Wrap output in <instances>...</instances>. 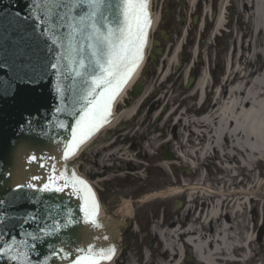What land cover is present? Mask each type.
Returning <instances> with one entry per match:
<instances>
[{"label": "water", "instance_id": "1", "mask_svg": "<svg viewBox=\"0 0 264 264\" xmlns=\"http://www.w3.org/2000/svg\"><path fill=\"white\" fill-rule=\"evenodd\" d=\"M65 2L73 8L62 9V15L67 12L75 17L77 11H90L86 4L76 9L77 0ZM110 2L113 7L105 14L113 20L118 17L119 0ZM49 8L46 0H0V199L4 201L0 206V264H20L25 254L24 264H69L76 255L86 254L78 251V245L83 249L86 244V224L76 196H68L67 189L45 192L11 184L21 167L18 153L26 156L64 145L82 114L85 85L82 77L70 71L78 65L61 58L70 45L79 47V37L72 39V29L67 26L78 24L79 19L55 21ZM57 23L65 26L57 29ZM72 58L80 59L74 53ZM139 92L136 85L129 93ZM96 242L98 250L107 244L100 236ZM13 256L19 259L14 261Z\"/></svg>", "mask_w": 264, "mask_h": 264}, {"label": "bare ground", "instance_id": "2", "mask_svg": "<svg viewBox=\"0 0 264 264\" xmlns=\"http://www.w3.org/2000/svg\"><path fill=\"white\" fill-rule=\"evenodd\" d=\"M194 2L196 0H193L192 8ZM240 2L242 6L239 13H237L238 17L240 21L244 16L252 17V28L243 29V31H241L242 29L237 30V28L235 30L231 29V25L233 27L236 22L232 23L231 14L225 10L228 2H221L219 15L215 23V31L219 32L221 29L222 40L228 34L232 39L230 38V48H221L223 66L221 68V79L216 82L217 89L213 93L211 101L210 96H208L204 105L199 109H196V102L192 103L193 100L198 102L203 95L207 94L210 82L207 77L208 73L204 70L194 85L195 91L185 96L181 101V104L186 106V110L176 115L172 119V123L177 127L179 125L183 126V129L187 131V141L190 144L185 153L180 151L179 155L174 154L177 159L182 156L186 163L194 169L196 166L201 165L199 163L200 159L205 162L218 158V162L225 166L226 171L243 172L248 169L249 172L246 174L248 181L251 182L252 174L250 171L253 170L255 163H261L260 159L264 158V0H240ZM157 25L158 22L156 27ZM225 28L229 29L227 35L223 33ZM151 47L153 49L154 44ZM177 51V46H175L172 53L168 50V53H165L166 57L161 59V67L158 68L156 76L157 78L160 77L161 85L173 75L172 69L177 64L175 57ZM145 64L147 65V62ZM179 64L177 70L182 62L180 61ZM208 69L210 70L209 62ZM183 72L186 71L183 70ZM140 75L136 69L130 82H125V84L127 83L126 87H130L131 84L139 80ZM163 97L164 95L160 96L155 105L164 102L166 99L163 100ZM141 99L138 98L131 108L121 111L117 120L124 118L130 122L133 121L135 110L140 105ZM171 100L174 99L171 98ZM169 112V116L175 115L177 109ZM152 114L160 117L162 112ZM178 135L181 136L175 132L172 137L177 139ZM114 143L111 142L104 146L106 148L111 147ZM164 143L168 144L169 140L167 139ZM175 144L177 150L183 149V145L179 141L176 140ZM119 150L123 151L119 155L123 160H134L132 155L126 151L127 149L124 150L122 146L120 149L113 150L108 154V161L115 162ZM143 155L152 159L154 152L148 151L145 146ZM174 163L165 160L154 163V166L166 175L163 183L169 186L173 185V182L167 176L169 175L167 165ZM175 176L177 181V174ZM144 178L147 179V177ZM233 178L235 176L230 177L228 181L232 182ZM199 179L204 180L202 174L199 175ZM158 187L145 185L141 191L140 201L146 204L167 197H178L180 195L181 198L187 195L189 207L182 216L177 218V224L175 221H165L159 227L155 226L157 235L163 244V249L157 253V264H178L177 260L181 258L180 254L182 249H186L188 246L187 243L193 245L196 256L207 264L221 262L223 257L231 258L239 252L243 253L241 256L244 260H252L253 252H255L254 243L256 242L252 240V235L247 234L243 240H239L231 233L233 230L232 221L230 220V223L226 222L222 216L229 215L230 219H238V223L239 221L245 223L243 209L246 204L250 206L251 199L248 195L256 194L255 191L250 188L239 193L235 190H223L215 193V198H212L207 196L208 193L213 194L212 191L200 186L187 188L188 192L180 187H169L164 191H159L160 188ZM197 191H200L202 195L196 194ZM230 194L233 197L225 200L227 198L224 196ZM224 201L233 202V204L231 203L232 205L229 206V204H223ZM130 204L132 202L127 201L125 208ZM199 207L201 208L200 216L202 214L203 219L201 227H196L193 223L199 218L191 222H187V220L190 221L194 210ZM130 211V208H128L126 214H130ZM153 231L155 233V230ZM262 248H264V245Z\"/></svg>", "mask_w": 264, "mask_h": 264}, {"label": "rangeland", "instance_id": "3", "mask_svg": "<svg viewBox=\"0 0 264 264\" xmlns=\"http://www.w3.org/2000/svg\"><path fill=\"white\" fill-rule=\"evenodd\" d=\"M222 1H231L233 3V8H231V17L233 19V22L235 25L231 29L237 30L243 29L245 30L246 27L244 26L243 19L240 21V18L238 17L239 11L241 10V2L240 0H221ZM230 3V2H229ZM230 3V6L232 5ZM178 10V7H177ZM239 25H238V24ZM193 31L196 34L197 38V28L194 26ZM195 37L192 35L190 36L191 41H194ZM228 40L230 41V36L228 34ZM225 38V37H224ZM232 39V38H231ZM224 40L219 39L215 43V45H212L208 49V55L211 58L212 63H214V56L213 52L216 50V48H220L219 52L217 53V57L219 61L221 62V48L225 49L223 46ZM231 43V42H230ZM216 46V47H215ZM205 46L202 48L203 54L205 53ZM185 53L187 54V60L183 59L185 61L183 66L177 71V66H175L172 69L173 75L169 78V81L166 83L165 87H160L161 85L158 83L159 81L155 78L157 71L156 67L152 65V60L144 67L143 76L145 77V80L147 81L148 91L152 94L149 95L148 100L142 104H140L139 112L135 115V119L133 124L128 123L125 121V119H121L122 122L120 124H126V127H124L121 130H117L115 128H112L111 131L120 132L119 135H117L118 145L116 146V150L120 149L122 146L124 147V150L132 155L133 161L129 160H123L120 155L122 150H119L117 159L115 162L108 161V153L103 156V158L98 159L99 166H96V168L93 166V155L96 151L102 149L101 147L104 146L107 142L105 141V137L100 136L99 141L97 143L96 147L91 148V150L84 152L82 161H78L80 165H84V167L81 166L83 172H85L88 176H91V179L95 182V185L99 191L101 202L103 205H108L109 207H104L106 211V217L105 220L111 219L116 225V229L118 230V237L115 239L116 243L119 244V241L121 242V233L120 230L123 227L122 223L120 224V217H123V213H126L128 208H131L136 211L140 212H151L152 210H155L156 212L161 211L165 214L167 217V220L170 221L172 219H177L176 216H181L184 212L187 211L189 207V203L187 200L185 201V197H181L178 195V197H168L164 198L158 201L148 202L146 204H142L140 202L132 203V205H128L125 208V205L127 201L131 200L130 196L138 197L139 196V190L140 188H143L144 185H150L151 187L157 188H163L166 189L167 185L163 183V180L166 178V175L161 172L154 166H152L156 161H162L163 160V143L167 139L169 140V143L167 144V150L171 155L178 154L180 151H183L185 153L189 149V141H187V135L186 130L183 129V126L179 125L178 127L175 126L174 123L170 122L168 120V117H163V119L157 120L155 119L156 116H154L152 113L156 111H161V108L164 104L162 101L160 104L155 106V103L157 99L160 96L163 95H169V92H171V95L177 96L175 99L176 101L180 98L179 96L183 93L189 92L188 90L183 89V85L185 83L184 76L181 74L185 68H188V62L189 57L191 56V46H186L184 49ZM189 56V57H188ZM205 56V55H204ZM213 57V59H212ZM191 58V57H190ZM158 59V58H157ZM222 63V62H221ZM193 69V68H192ZM193 71V70H191ZM215 72L217 76H219V73L215 69ZM144 80V83L146 81ZM141 81V80H138ZM153 82V83H152ZM167 89H170L167 90ZM216 89V88H215ZM213 89V90H215ZM210 91V90H209ZM187 96V95H186ZM165 99V96L163 97V100ZM170 100V99H169ZM168 100V103H169ZM167 101V100H166ZM194 103V102H192ZM168 109V107H167ZM119 124V125H120ZM124 131V132H122ZM175 132L179 133L181 136L178 135L177 139L172 137V134ZM110 133V132H109ZM176 140L179 141L183 145V149L177 150ZM105 141V143H104ZM101 142H103V145H101ZM101 145V146H100ZM100 146V147H99ZM147 147L148 151L154 152V157L151 159L150 157H146L144 154V147ZM125 151V152H126ZM179 155V154H178ZM218 158L210 159L209 161H203V159L199 160V163H201L200 168L197 170L199 171L202 176L204 177V180H201L198 178L195 179V184H201V182H204V186L207 184H217L219 186H222L224 184L225 187H230L231 185L239 184V180L242 182L245 179H248L247 174L249 171L244 170L242 171H226L225 166L221 165L218 160ZM177 160L178 163L181 165V169H185L188 167V163H186V160L179 156V159L175 157V161ZM255 165L257 167H255ZM253 166V170L250 171L252 174V181H248V183H256L252 186V190H255L256 197L251 201L250 206H247L244 208V215H245V223H242L238 219L229 218V215H223V220L230 223V220L232 221V228L231 231L232 235L236 236L239 240H243L244 237L247 234L252 235V240H255L254 248L256 254V259H261L264 263V248L262 250V246L264 245V161H261L259 164H255ZM105 168L104 172H101L103 167ZM152 166V167H151ZM102 167V168H101ZM257 168V169H256ZM145 169L148 171V177L147 179L143 178L145 176ZM225 174V175H224ZM104 175V176H102ZM185 173H181L180 171H177V182L178 185L184 186V183H188L189 180L192 178L191 175H188ZM235 176L231 181H228L230 176ZM165 176V178H164ZM224 176H226L224 178ZM170 181H173L172 176H168ZM241 182V183H242ZM163 183V184H162ZM234 183V184H233ZM196 185V186H197ZM104 189V191H103ZM111 198H110V195ZM106 198V199H105ZM182 199L185 203V206L183 205L180 211L174 210V202L176 200ZM110 200V201H109ZM109 201V202H107ZM137 203V204H136ZM233 204V202H232ZM231 206V203L229 204ZM197 211L198 209H195L193 212L192 217H197ZM121 215V216H120ZM120 221V222H119ZM161 221L158 219V222ZM200 221L197 220L195 223H193L196 227L200 226ZM119 222V223H118ZM118 226V227H117ZM137 236H134L136 239ZM140 238V237H139ZM138 240L135 243L141 244V241ZM145 244H148L151 251V254H153L151 258L154 260L156 259L155 255L158 252V249L154 246V242L151 237H146ZM120 247V244H119ZM129 250V252L127 251ZM126 254L124 255V252H122V255L120 258L122 259H128L135 261L136 255L133 253V248H127ZM124 255V256H123ZM127 255V256H126ZM118 258V259H120ZM117 259V260H118ZM255 259V257H254ZM253 259V260H254ZM131 264V263H130ZM134 264V263H133ZM192 264V263H190ZM221 264H224V262H221Z\"/></svg>", "mask_w": 264, "mask_h": 264}, {"label": "snow or ice", "instance_id": "4", "mask_svg": "<svg viewBox=\"0 0 264 264\" xmlns=\"http://www.w3.org/2000/svg\"><path fill=\"white\" fill-rule=\"evenodd\" d=\"M46 2L50 3L48 12L55 21L75 20L77 17L79 19L78 24L67 25L72 29L69 36L72 39L79 37V47L72 48L70 45L68 54H61V58L69 59L70 65H78V68H70V71L75 76L82 77V83L85 85L84 94L81 97L84 101L80 108L82 114L76 121V126L71 128V139L65 144L62 153L63 158L68 159L75 155L76 150L92 131L110 115L109 101L127 81L139 59L142 58L144 32L150 21L145 11L146 0H119L116 6L118 17L113 20H109L105 14L106 10L113 7L110 0H77L76 9H83L86 4L90 11L86 14L77 11L75 17H69L67 12L61 14L64 8L71 10L73 4L65 0H46ZM64 26L63 23L56 24L57 29ZM59 39L60 37L57 36V40ZM73 53L80 59L72 58ZM85 60H88L87 64ZM56 66V64L51 65L53 68ZM79 69L84 71L81 72ZM53 173H55V166H53ZM32 179L36 180L39 177ZM48 180L49 182L45 183L40 191L62 193L66 189L70 190L83 202L81 211L88 218L86 222L96 224L98 205L95 193L84 179L71 172L69 168L60 172L59 175H51ZM28 187L35 188V185L29 184ZM3 203L4 201L0 199V206H3ZM79 251L86 254L73 257L69 264H99L100 260L111 259L114 254L112 249H101L97 252L92 246ZM11 259L15 261L19 257L13 256ZM26 260L25 254L24 261ZM24 261L20 264H24Z\"/></svg>", "mask_w": 264, "mask_h": 264}, {"label": "flooded vegetation", "instance_id": "5", "mask_svg": "<svg viewBox=\"0 0 264 264\" xmlns=\"http://www.w3.org/2000/svg\"><path fill=\"white\" fill-rule=\"evenodd\" d=\"M221 0H196V5L194 9H196L197 15L192 14L190 15L187 13V5L186 2L188 0H152V7L153 10L158 13V25L153 33L152 41L154 45L157 47H162L163 50H168L170 45L173 44V42L176 41L179 37L184 35L187 28L189 31H187L188 39H187V47L193 43L191 41L190 36L193 37L196 36L195 32L193 31V27H197V24L201 21L200 20V13L203 6L209 5L211 8H217L218 5L221 3ZM178 7V10H177ZM216 13V12H215ZM205 24L209 26L208 22L206 21ZM201 38V36L199 37ZM184 47V49L186 48ZM152 51H156V47L152 49ZM187 55L185 51H183L182 57ZM82 157L80 158V161H82ZM101 172L105 171V168L103 167L101 169ZM104 176V175H102ZM91 178V176H89ZM104 191V189H103ZM142 188H140L139 193H141ZM110 195V194H109ZM132 197V196H131ZM111 198V195H110ZM106 199V198H105ZM110 201V200H109ZM107 201V202H109ZM105 207H109L108 205H104ZM164 214V213H163ZM157 212H140V211H134L131 216H128L126 214H123V217L120 219V224L122 223L123 227L120 230L121 233V242L119 241L120 247L118 245V248H120L119 251V257H121L122 252H124V255L126 254V249L133 248V253L136 255L135 261L128 260V259H118L115 260L111 264H157V259H153L151 254V250L148 244H145L146 237H151L148 230H150L151 225L154 223V218L157 217ZM130 220V221H128ZM133 225H135L133 227ZM134 236H137L136 239ZM140 237V238H139ZM141 241V244L135 243L137 240ZM153 240V239H152ZM146 248H149L150 251V260L145 263L142 259L140 252L142 250H145ZM123 255V256H124ZM127 256V255H126ZM192 262H184L183 264H190Z\"/></svg>", "mask_w": 264, "mask_h": 264}]
</instances>
